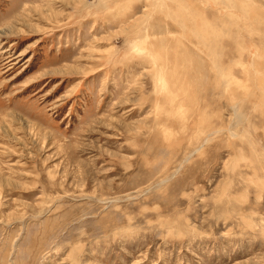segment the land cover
<instances>
[{
    "label": "rangeland",
    "instance_id": "rangeland-1",
    "mask_svg": "<svg viewBox=\"0 0 264 264\" xmlns=\"http://www.w3.org/2000/svg\"><path fill=\"white\" fill-rule=\"evenodd\" d=\"M0 264H264V0H0Z\"/></svg>",
    "mask_w": 264,
    "mask_h": 264
}]
</instances>
